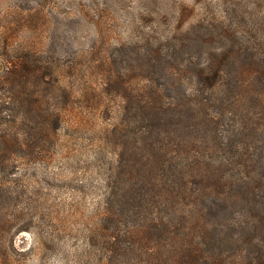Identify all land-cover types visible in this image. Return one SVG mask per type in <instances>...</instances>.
<instances>
[{
  "label": "rangeland",
  "instance_id": "374dc122",
  "mask_svg": "<svg viewBox=\"0 0 264 264\" xmlns=\"http://www.w3.org/2000/svg\"><path fill=\"white\" fill-rule=\"evenodd\" d=\"M6 45L53 67L59 90L41 96L63 119L47 139L32 123V147L15 150L13 175L0 167V246L13 264H147L144 227L156 213L180 238L179 193L197 191L211 165L223 174L227 212L253 207L238 182L240 154L259 160L264 107L241 88L205 92L197 81L229 56L238 60L224 71L253 74L251 87L264 93V0H0ZM7 61L0 55V75ZM154 102L168 109L160 122L147 113ZM217 213L207 219L220 228ZM223 236L218 249L229 254L242 233ZM176 242L163 233L150 245Z\"/></svg>",
  "mask_w": 264,
  "mask_h": 264
},
{
  "label": "trees",
  "instance_id": "16d2710c",
  "mask_svg": "<svg viewBox=\"0 0 264 264\" xmlns=\"http://www.w3.org/2000/svg\"><path fill=\"white\" fill-rule=\"evenodd\" d=\"M0 55L8 56L6 70L0 75V167L4 173L13 175V171L19 164V160L15 159L17 154L15 150L25 152L32 147L30 144L32 138L28 136V131L24 130L29 127L32 130L35 129L31 124L36 122L38 125L37 139L39 137L49 138L63 122L62 114L58 109L52 110L51 104L47 112L44 110V103L47 102L41 96V93L49 88L58 92L59 87L56 88L55 83H59V77L53 67L44 61L37 52L26 49L14 51L6 45L0 48ZM237 60V58L231 59L227 56L222 59V62L226 61L222 66L215 63L210 66L208 72L199 71L197 88L205 85V92L212 89L226 94H238L241 88L245 92L243 96L255 98L264 107V100L261 98L264 93H260L259 89H253L248 81V78L253 74L249 75L246 71L235 73V70H231L230 67L224 71V66L226 68L229 63L231 66ZM260 74L264 78V72ZM197 91L201 90L197 89ZM153 92L154 94L159 93L155 88H153ZM208 101V98L204 99V102ZM155 103L146 105L147 113L151 120L155 119L154 122H160L168 109L165 106L159 107V104L154 105ZM235 103L233 102L232 105ZM234 121L235 119L231 120V122ZM237 121L242 122L239 119ZM212 122L216 123L214 120ZM200 132L202 134V130ZM258 151L261 153L257 163L249 158L253 155L245 147L244 154H240L241 160L246 157L244 162L246 170L240 174L241 178L238 177V182L243 184V186L241 185L243 192L247 195L245 199L251 202L253 207L245 205L242 210L227 212V204L231 201L223 197V185L225 184L223 174L221 169H215L211 165L210 174L208 176L204 174L202 184L197 191L188 194L183 190L179 193V199L190 208L186 211L187 207H184L179 211L182 223H184L183 226L180 225V238L176 235L175 230L178 226L172 222L173 219L160 223L158 217H155L156 213L151 217L152 228L148 230L146 226L144 227V243L148 244L145 253H148V257H150L147 264H264V206L260 207L259 205L263 203L262 200L258 202V197L263 198L262 194H264V146ZM206 178L208 180L204 182ZM211 179L214 182L210 183ZM211 189L213 191H210ZM144 197H146L145 194ZM238 200L239 197L234 201ZM187 201L189 203H186ZM222 205L225 207V211L219 212L218 209ZM144 208H146L145 205ZM209 212H218L217 218L225 220L226 223L222 224L220 228H216L220 225L208 221L207 214ZM254 212L258 215H254ZM243 217L245 221H242ZM0 222H2L0 224L1 231L6 225L3 221ZM23 230L25 229H20L19 232ZM229 230H234L238 237L242 233V237L238 239L231 237L229 244L233 247V251L225 254L218 247L225 240L224 233ZM213 232L216 233L212 235ZM163 233L168 241L177 240L171 250L161 251L157 250L153 244L154 247L150 245L152 236H159ZM2 248L0 246V264H13L10 259L4 257ZM223 255L225 258L222 257Z\"/></svg>",
  "mask_w": 264,
  "mask_h": 264
}]
</instances>
